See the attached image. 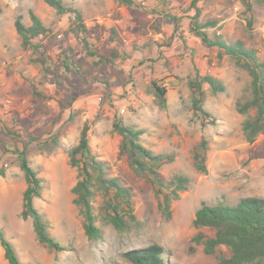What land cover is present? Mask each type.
Wrapping results in <instances>:
<instances>
[{"label": "rangeland", "instance_id": "obj_1", "mask_svg": "<svg viewBox=\"0 0 264 264\" xmlns=\"http://www.w3.org/2000/svg\"><path fill=\"white\" fill-rule=\"evenodd\" d=\"M62 1L81 11L90 34L88 41L100 55L114 50L120 53L110 40V30L117 33L126 54L108 72V92L93 84L68 107L61 91L52 85H39L40 69L21 49L15 18L20 16L29 25L28 13L32 12L51 30L49 38L41 40L51 64H57V57L67 49L86 68L96 60L89 59L75 39L63 33L68 28L67 19L57 22L55 12L43 0H0V120L4 129L16 135H0L1 164L6 168V176L0 178V187L5 184V203L0 194L3 238L22 264H130L124 258L126 253L154 245L165 252L166 264H215L216 256H205L202 246L191 243L198 234L213 236L208 229L192 227L194 214L203 203L234 205L245 197L264 198V135L253 145L244 142L240 130L244 117L235 112V103L248 96L250 78L228 57L218 59L215 50L190 34L191 7L200 10L201 22H218L215 29L206 30L210 38L241 42L264 61V2L247 12L240 0H136L138 8L121 7L112 0ZM164 14L179 19L178 30ZM196 74L212 76L225 87V92L216 96L203 87L202 108L216 119L214 126L202 127L200 117L192 113L188 83ZM95 76L99 78V72ZM151 81H162L167 89L165 111L159 110L148 94ZM31 84L50 100L35 98ZM71 113L77 114L74 124L52 155L29 147L31 167L43 180L41 199L33 204L48 220L50 237L64 249L54 252L38 243L32 221L20 218L25 182L12 152L26 145V133L44 140L62 132ZM115 115L127 126L143 131L145 148L171 159L159 171L167 181L177 176L190 180L188 190L172 203L169 221L158 211L155 187L135 177L126 158L118 157L121 139L111 128ZM85 122L91 125L92 150L109 165L111 177L132 191L136 218L124 232L104 224L100 210L103 197L97 194L94 214L102 232L98 241L85 237L83 219L71 195L77 173L69 167L67 154L77 144ZM203 137L209 143L206 175L196 173L191 161ZM1 146L9 152L1 154ZM219 250L227 255L224 248ZM0 264H7L1 245Z\"/></svg>", "mask_w": 264, "mask_h": 264}, {"label": "trees", "instance_id": "obj_2", "mask_svg": "<svg viewBox=\"0 0 264 264\" xmlns=\"http://www.w3.org/2000/svg\"><path fill=\"white\" fill-rule=\"evenodd\" d=\"M121 7L138 8L136 0H112ZM247 12L255 7H261L264 0H240ZM43 3L55 12L57 22L66 18L68 28L63 33L72 36L81 46L89 59L96 60L91 66L85 67L77 61L72 50H63L57 57V64H51V59L41 43L43 38L52 34L44 23L32 12L28 13L29 25L22 22L20 16L14 20V30L19 37L21 49L30 54V63L40 69V86L52 85L67 98L66 106L72 107L80 98L86 95L87 88L93 84L103 86L110 90L108 72L115 67L116 62L122 59L125 48L121 39L114 30H110V40L117 50L108 55H100L89 43V31L84 23L83 14L74 5L65 4L62 0H43ZM141 6V5H140ZM194 16L191 19L190 34L198 39L203 46L215 50L218 59L228 57L250 78L248 96L235 103V112L244 117L240 124L241 135L247 145H253L256 140L264 135V61H260L255 52L245 48L241 42H227L220 36L210 38L206 33L208 29H215L217 21H200L201 12L194 6ZM1 10V9H0ZM174 23V30H178L179 19L163 15ZM99 72V78L95 76ZM98 75V73H97ZM207 86L213 96L223 94L225 87L216 78L196 74L194 80L188 83L191 93V110L194 116L200 117L202 127L214 126L216 119L202 107L205 101L203 87ZM32 95L42 102L50 99L37 88L30 85ZM148 94L152 96L155 106L165 111L167 109V89L162 81H151ZM65 108L64 104L60 105ZM76 113H71L62 132L54 134L48 139L33 137L26 133L22 148H14L12 154L16 156L17 166L23 175L25 189L22 193V210L20 218L23 221L31 220L33 231L40 245L54 252H62L53 238L50 237L49 222L45 215L36 209L34 200L41 199L43 180L32 169L30 164L31 149L39 154L52 155L60 148L61 140L74 124ZM112 133L120 137L118 157H125L127 166L137 178L148 180L156 189L158 211L162 217L169 221L172 217V203L179 200L185 193L190 180L177 176L167 181L161 174L160 168L171 159L167 156L154 154L142 144L143 131L124 124L122 118L115 115L112 120ZM91 125L85 122L82 126L78 142L68 151V165L77 173V181L71 189L72 204L78 209L83 219V232L89 241H98L102 232L97 226L94 214V201L97 194L103 197L101 220L110 225L117 232H124L128 225L136 222L134 216V202L132 191L110 175V167L102 161L92 150L89 144ZM16 137L15 134L4 129L0 120V135ZM3 155L9 151L1 146ZM209 143L206 138H201L197 148L192 154L191 161L194 171L201 175L207 174L206 159ZM0 178L6 176V168L1 164ZM195 230L208 229L213 232L212 237L198 234L191 239V243L202 246L205 256H216L215 264H264V198L245 197L234 205L218 202L209 206L201 204L195 212L192 221ZM0 245L7 264H22L18 259L15 249L2 236L0 231ZM224 248L227 255H222L219 250ZM193 251L192 249H190ZM124 258L130 264H166V254L159 246L128 252Z\"/></svg>", "mask_w": 264, "mask_h": 264}, {"label": "crops", "instance_id": "obj_3", "mask_svg": "<svg viewBox=\"0 0 264 264\" xmlns=\"http://www.w3.org/2000/svg\"><path fill=\"white\" fill-rule=\"evenodd\" d=\"M0 194H1V196L3 198V202H4V200H5V184L1 185V187H0Z\"/></svg>", "mask_w": 264, "mask_h": 264}]
</instances>
